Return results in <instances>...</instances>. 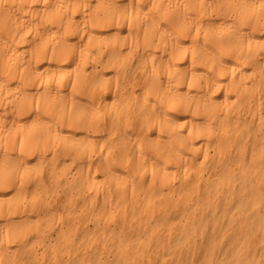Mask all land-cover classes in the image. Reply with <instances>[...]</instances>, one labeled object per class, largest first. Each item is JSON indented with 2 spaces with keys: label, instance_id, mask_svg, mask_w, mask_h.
Returning a JSON list of instances; mask_svg holds the SVG:
<instances>
[{
  "label": "bare ground",
  "instance_id": "6f19581e",
  "mask_svg": "<svg viewBox=\"0 0 264 264\" xmlns=\"http://www.w3.org/2000/svg\"><path fill=\"white\" fill-rule=\"evenodd\" d=\"M0 264H264V0L0 8Z\"/></svg>",
  "mask_w": 264,
  "mask_h": 264
},
{
  "label": "clouds",
  "instance_id": "9594fccd",
  "mask_svg": "<svg viewBox=\"0 0 264 264\" xmlns=\"http://www.w3.org/2000/svg\"><path fill=\"white\" fill-rule=\"evenodd\" d=\"M14 2V0H0V8H5L10 5V3ZM144 4V0H133V7H141ZM155 4H153V7ZM48 113L45 112L44 115H47ZM38 115H40L38 113Z\"/></svg>",
  "mask_w": 264,
  "mask_h": 264
}]
</instances>
